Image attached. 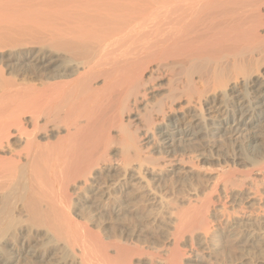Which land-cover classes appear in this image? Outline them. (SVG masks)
I'll return each mask as SVG.
<instances>
[{
    "label": "bare ground",
    "instance_id": "obj_1",
    "mask_svg": "<svg viewBox=\"0 0 264 264\" xmlns=\"http://www.w3.org/2000/svg\"><path fill=\"white\" fill-rule=\"evenodd\" d=\"M1 54L10 72L0 70V264H39L37 247L12 251L3 245L24 221L45 231L46 248L59 246V264H134L142 256L150 264H181L179 239L185 236H196L203 251L232 239L241 247L255 241L264 247L260 199L242 189L249 174L242 178L231 167L217 174L208 192L197 189L187 207L175 208L171 239L157 241L149 253L136 244L140 240L130 243L131 235L122 241L113 226L104 230L102 218L110 212L124 229L137 211L134 201L144 200L153 213L169 202L154 192L161 186L158 164L143 156L137 132L146 140L163 129L159 148H175L178 167L194 158L176 150L175 137L197 140L202 123L238 133L245 119L256 122V105L264 98V0H0ZM238 112L242 120L224 128ZM246 143L257 144L251 138ZM113 152L117 169L107 166ZM143 163L157 169L145 177ZM254 166L264 170V163ZM216 191L226 196L210 210ZM236 203L250 210L242 217L229 214Z\"/></svg>",
    "mask_w": 264,
    "mask_h": 264
},
{
    "label": "rangeland",
    "instance_id": "obj_2",
    "mask_svg": "<svg viewBox=\"0 0 264 264\" xmlns=\"http://www.w3.org/2000/svg\"><path fill=\"white\" fill-rule=\"evenodd\" d=\"M4 56V57H3ZM7 55L6 54H1V56H0V70H3V72L5 73V74H9L8 72H10V70H9V68H8V70L6 71V69H7V63H8V61L6 60V57ZM5 60V61H4ZM6 64H5V63ZM5 66H6V68H5ZM5 69V70H4ZM261 70H264V65H262V67H261ZM13 74V73H12ZM10 76V75H9ZM8 76V77H9ZM263 102V103H262ZM257 107H259L258 108V110H256V112H258V114H259V117L257 118V120H256V122L255 123H253V125H249V124H247L248 123V118L247 119H245V123H246V125L245 126H243V125H239V128H240V130H239V132L237 133V132H228V131H226V132H220V131H216L214 128H213V126L212 125H210L209 126V128L208 127H206V124L207 123H202V125L200 126V128H202V131L204 132V134H201V135H199L198 136V138H197V140H194L193 138H191V137H187V138H184L183 140L184 141H181L180 140V137H175L174 138V143L172 144V145H174L175 144V147H177L176 148V150L179 148H184L185 149V155H186V157H191V158H194V159H192V161H189V162H192V163H188V161H186L187 163H186V165L185 164H181L182 166H178L177 167V165H178V162L177 161H175L176 160V156H178V153L177 154H175V151H174V149L175 148H159V146L161 145L160 143H159V140L160 141H163L164 139H162L161 138V134L163 133V131L161 130V129H159V130H156V131H151L152 132V134H155L154 135V138L153 139H146V140H142V139H144L145 138V136H144V133H142V132H137L136 134H135V137H136V139H137V137H139V140H138V142H139V144H137L138 146H139V148H141L142 149V154H143V156H150L151 158H154V160L152 161V162H154V163H157L158 164V166H157V164L155 165V166H157L158 167V169L156 170V172H155V168L152 166V165H150V164H146V163H143V166L144 167H142L143 169L141 170V171H143V174H145V177H148V174L151 172V169L152 170H154V173H158V176L160 177V183H161V186H157L156 185V188L154 189V192H157L156 194H158V196H160V198H163V200H165L166 198H167V200L170 202H166L167 200H165V202L167 203L166 204V210H167V212H163L162 210L164 209V208H162L161 210H158L159 212H154L153 213V208H152V206L150 205V204H148L147 202H144L143 203V201L142 200H138V201H140L139 203L138 202H136V201H134V203H137V205L134 207L135 209H137V211L136 210H134V212L133 213H131L130 215H129V218L131 217L132 219L133 218H135L136 220H134V221H136V226H138V227H140V229L138 228V227H135V223H134V221L133 220H131V221H129V218L125 221V224L127 223V225H125L124 224V226H123V228L124 229H121L120 227H118L117 225L119 224V223H117L116 222V220H115V217L114 216H112L113 214H110V212H103V214H102V218L104 219L103 221H104V230L106 229V228H112V226H113V228L115 229L116 228V230H114L113 232H115V234L116 233H118L117 235L118 236H120L121 237V240L123 241L124 239H122V237L123 238H125V236H126V240H129V236L131 235V237L133 238V240H132V238H131V241H130V243H134L135 244V242L137 241V240H140L141 241V239L143 238L144 239V242L143 241H141L142 242V244L140 243V241H139V243H136L137 245H139L140 244V247L139 248H144L145 247V245L147 246V247H145L144 248V250L146 251V252H151V251H153L154 249L153 248H155V246H157V245H155V243H157V241L159 242V245L161 244H164V243H168V241H169V239H171V234H170V232L172 233L173 232V229H172V222H173V216H175L174 214H173V212H174V210H176V209H182V205H183V208L184 207H187V203L186 202H188L187 200L188 199H190L191 198V196L193 195V193L197 190V191H200V192H208L209 191V186L211 187L212 186V184L216 181L215 179H216V176H217V174H219L220 172H221V170H227V168H229V167H231L232 168V171H234V172H237L236 174H238L239 176H242V178H243V175L245 176L247 173L249 174L248 176H249V178H247V179H245V182L243 181L242 183L243 184H241V186H243L242 187V189L243 190H245V192L247 193L248 192V189H250L252 192H257V198L258 199H260V206L262 207V210L264 211V170H262L261 172H259L258 171V169L257 168H255V166L254 165H256V166H258L259 164L261 165V164H263L264 163V112H262V111H264V98L261 100V102L259 103V104H257L256 105ZM260 106H262V107H260ZM243 113V112H242ZM242 113H231V116L229 117L230 118V124L229 125H225V127L224 128H229L230 126H231V124H233L235 121H239V119L240 120H242V117H241V115H242ZM263 115V117H262V115ZM262 117V118H261ZM206 122H208V123H210L209 121H206ZM234 125V124H233ZM199 127L198 128H196V130L195 131H199V129H200ZM154 132V133H153ZM219 133V134H218ZM149 135V134H148ZM156 136V137H155ZM222 136V137H221ZM140 137H141V139H140ZM178 138V139H177ZM249 138H251V139H254L256 142H257V144H256V146L254 147V145H250V147H249V144H247L246 143V141L249 139ZM190 139V140H189ZM179 140V141H178ZM180 141L182 142V143H180ZM183 144V145H182ZM171 145V143H168L166 146H164V147H167V146H170ZM183 146V147H180V146ZM186 145V146H185ZM191 147H190V146ZM194 145V146H193ZM190 147V148H189ZM195 148V149H194ZM202 149V150H201ZM173 150V151H172ZM18 151H20V152H22V149L20 148V149H18ZM191 151H193V152H191ZM147 152V153H146ZM114 153V154H113ZM113 153H110L111 155L109 156V160H110V163H108V164H111V165H108L107 164V166L108 167H112V168H115V169H117V165H119L120 164V162H118L119 161V157H118V154L116 153V155H115V152H113ZM153 153V155H150V154H152ZM193 153V154H192ZM197 153V154H196ZM173 156V159H171V155ZM173 154H175V155H173ZM198 154H202V156H198ZM114 155V156H113ZM187 155H189V156H187ZM191 155V156H190ZM198 157H197V156ZM117 156V157H116ZM175 157V158H174ZM196 157V158H195ZM203 157V158H202ZM205 157V158H204ZM114 161V162H112V160ZM169 159H171V160H169ZM116 160H118L117 162H116ZM172 160H174V161H172ZM186 160H187V158H186ZM165 161H169L168 163H169V166L168 165H166V164H168V163H165ZM115 162L117 163V164H115ZM164 164H163V163ZM159 163H161V164H163V165H161V164H159ZM175 163H176V166H175ZM114 164V165H113ZM133 165L135 166V163H133L132 164V166L131 167H133ZM148 165V166H147ZM163 166V167H161V168H159L160 166ZM185 165V166H184ZM188 165V166H187ZM114 166V167H113ZM168 166V167H167ZM173 168H172V167ZM183 166H184V168H183ZM230 168V169H231ZM161 169V170H160ZM181 169V170H180ZM234 169V170H233ZM162 171V172H161ZM173 171H175L177 174L176 175H172L173 174ZM166 172H168V173H166ZM160 173V174H159ZM165 174V175H164ZM163 177H162V176ZM168 175V176H167ZM178 175H180V176H178ZM185 175V176H184ZM174 176V177H173ZM176 176V177H175ZM178 176V177H177ZM182 176V177H181ZM187 176H189V177H187ZM162 177V178H161ZM170 177L172 178V179H170ZM180 177V178H179ZM185 177V178H184ZM168 179V180H167ZM170 179V180H169ZM179 179H180V181L182 182H180L179 181ZM186 179V180H185ZM191 179V180H190ZM173 180V181H172ZM178 181V183L176 182V181ZM183 180V181H182ZM189 180V181H188ZM162 181H167L166 183L164 182H162ZM172 182L173 184L175 183L176 184V187L175 186H170L171 184H169V182ZM170 182V183H171ZM172 184V185H173ZM183 186H182V185ZM187 184V185H186ZM191 184V185H190ZM193 184V185H192ZM164 185V186H163ZM167 185V186H166ZM168 186H170L171 188V190L169 189V187ZM173 187V188H172ZM208 188V189H206V188ZM174 188H176V189H174ZM239 188H241V187H239ZM173 190V191H172ZM208 190V191H207ZM177 191V192H176ZM181 191V192H180ZM217 192H219V191H216L212 196L215 198V200H214V198H213V200L215 201V203L214 204H212L211 205V208H210V210L212 209V208H214V207H216L217 205H219V202H216V199H218V196H219V198L221 197V198H224L226 195H224V193H217ZM217 194V195H216ZM219 194V195H218ZM228 196H230L231 195V192H228V193H226ZM222 195V196H221ZM224 195V196H223ZM162 196V197H161ZM164 196V197H163ZM188 197H190V198H188ZM165 198V199H164ZM188 198V199H187ZM256 198V199H257ZM182 199H183V202H185L186 204H184L183 202H182ZM187 199V200H186ZM257 199V200H258ZM184 200H186V201H184ZM142 202V203H141ZM83 203H84V201H83ZM82 203V204H83ZM141 203V204H140ZM173 203H175V204H173ZM218 203V204H217ZM221 203V202H220ZM82 204H80V205H82ZM138 204H140L139 206H138ZM144 204H146V207L145 206H143ZM169 205H172V209H171V206L169 207ZM181 205V206H180ZM185 205V206H184ZM235 205V204H234ZM238 203H236V207L234 208V206L232 207V208H228V213L230 214V212H234V214H232L231 213V215H234V216H237V217H242L243 215H245V213H243V212H245L243 209H241L242 207L239 205ZM137 206H138V208H137ZM141 206H142V208H141ZM147 206H149V207H147ZM174 206H176V207H174ZM181 207V208H180ZM73 208H75V207H73ZM79 208V207H78ZM78 208H75V210L76 209H78ZM148 208V209H147ZM176 208V209H175ZM243 208H245V207H243ZM139 209H140V211H139ZM145 209V210H144ZM147 209V210H146ZM154 209H156V208H154ZM234 209H238L237 211H234ZM247 209V211H246V213L250 210H248V208H246ZM143 210V211H142ZM72 211H74V209H72ZM168 211H171V213L170 212H168ZM235 212H239V214L237 215ZM158 213V214H157ZM167 213H169L168 215H167ZM75 214H77V213H75ZM107 214V215H106ZM109 214V215H108ZM137 214V215H136ZM161 214H162V216H161ZM165 214H166V216H169V218L168 217H166L165 216ZM78 215V214H77ZM110 216V217H106V216ZM143 215H145V216H143ZM153 215H154V217L156 216V219L153 217ZM159 215L161 216V217H159ZM173 215V216H172ZM105 216V217H104ZM133 216V217H132ZM134 216H136V217H134ZM141 216V217H140ZM164 216V217H163ZM171 216V217H170ZM77 217H81V215H78V216H76V219H77ZM140 217V218H139ZM150 217H153L152 219L150 218ZM157 217H159V218H157ZM106 218V219H105ZM161 218V219H160ZM169 220H168V219ZM172 218V219H171ZM231 219L233 218V216H231L230 217ZM82 219H84V218H82ZM110 219V220H109ZM114 220V221H112V220ZM155 219V220H154ZM160 219V220H159ZM163 219V220H162ZM217 218H214V219H212V220H214V221H218L219 219H217ZM238 219H240V218H238ZM80 223H85L84 221H86V219H84V220H81V218H80V220H79V218L77 219ZM107 220H109V221H107ZM144 220V221H143ZM170 220H172V222L170 221ZM82 221V222H81ZM111 221H112V223L114 224H112L111 223ZM128 221V222H127ZM149 221V222H148ZM155 221V222H154ZM168 221V222H167ZM107 222H109V223H107ZM131 222H133V223H131L132 225L130 226V223ZM139 222V223H138ZM143 223V225H142V223ZM150 222H152V226H150L151 224H150ZM169 222H171V224L169 223ZM24 223H26L25 225H24ZM24 223L22 222V223H20V227L21 228H19V230L18 229H15L16 230V232H15V230L14 229H12L13 230V232H12V230H11V232H10V234H7L8 236H6L4 239H5V242L6 243H4L3 245L5 246V250H8V249H10V248H12V251L15 249V250H17V249H20V250H24L26 247L27 248H29V249H34L35 247H37L36 249H37V253H38V259H35V262L37 261V263H39V264H59V262H61V258H57L56 257V255L58 256V257H61V253H60V249H58L59 248V246L58 245H55L54 243V245L56 246H54L53 244H48V246L50 247V249H49V247L47 246V248H46V245H47V237L45 238V237H43L42 238V236H44L45 235V231H43V229H39V230H41V231H39L38 229H35V228H33V226L31 225H29L30 224V222H25L24 221ZM27 223H29V224H27ZM89 223V222H88ZM129 223V224H128ZM140 224V226L138 225V224ZM150 225H149V224ZM23 224V225H22ZM90 224V227H91V230L93 229V230H95V227H94V224L93 223H89ZM92 224V225H91ZM102 224V225H103ZM142 225V226H141ZM24 226V227H23ZM27 226L28 227H32V229L31 230H29L28 228H27ZM126 226V227H125ZM129 226V227H128ZM146 226V227H145ZM24 229H23V228ZM27 228V230H25L26 228ZM130 227H133L134 229H132V228H130ZM146 229H145V228ZM160 227V228H159ZM15 228V227H14ZM16 228H18V226L16 227ZM103 228V227H102ZM117 228H119V230L117 229ZM132 229V231L130 230V229ZM137 228V229H136ZM34 229V230H33ZM126 229V230H125ZM136 229V230H135ZM144 229V230H143ZM162 229V230H161ZM164 229V230H163ZM21 230H22V232H21ZM122 230H123V232H122ZM127 230H130L129 232L127 231ZM135 230V231H134ZM143 230V231H142ZM146 230V231H145ZM25 231V232H24ZM118 231V232H117ZM165 231V232H164ZM21 232V233H20ZM40 232V233H39ZM120 232L122 233V234H120ZM130 232L131 233H133V232H136L135 233V238L132 236L133 234H130ZM144 232V233H143ZM14 233H16L15 235L17 236H15L14 235ZM26 233V234H25ZM27 233H29V234H27ZM30 233H32V234H30ZM34 233H35V235H34ZM141 233H143V234H141ZM145 233H146V235H145ZM14 235V238H12L13 240H11L10 238L12 237V235ZM18 234H22V236L21 235H18ZM24 234V235H23ZM120 234V235H119ZM137 234H139V235H137ZM166 234V236H164V235ZM173 234V233H172ZM9 235H11V236H9ZM26 235V236H25ZM30 235V236H29ZM34 235V236H33ZM117 235H115L116 237H117ZM123 235V236H122ZM129 235V236H128ZM142 235V236H141ZM147 235H148V237H147ZM27 236H29V237H27ZM150 236V237H149ZM31 237V238H30ZM141 237V238H140ZM163 237V238H162ZM23 238V239H22ZM28 238H29V240H28ZM38 238H40L39 240H41V242L40 241H37L38 240ZM42 238V239H41ZM118 238V237H117ZM128 238V239H127ZM137 238H139V239H137ZM147 238H149L148 240H147ZM165 238V240H163ZM185 238L186 239H188V241L187 240H185ZM190 238L191 237H189V236H185L184 237V239L182 238H180L179 240L181 241L179 244V247L181 248V252H182V254L184 255V257H183V263L184 264H195V263H193V262H191V261H194V259H197V258H199V256L201 255L202 256V259L203 260H201L200 262H199V264H244V263H252V264H264V247L262 246H260V244H258V242H257V244H256V241L255 242H250L249 244L248 243H246V245H244V247L242 246L241 247V243H239L237 240V242L235 241V239H234V241L235 242H233V239L232 240H224V243L222 244V242L223 241H221V243H212L211 244V247L208 249H206V250H204L203 251V249H205L206 248V246H204V247H199L198 248V246L196 245V240H197V237L196 236H194V238H191V240H190ZM8 239H10V240H8ZM19 239V240H18ZM142 239V240H143ZM153 239V240H152ZM193 239V240H192ZM15 240H17V242L15 241ZM25 241V242H23V241ZM43 240V241H42ZM145 240H146V242H145ZM11 241V242H10ZM14 241V242H13ZM37 241V242H36ZM125 241V240H124ZM150 241H154V242H150ZM167 241V242H166ZM192 241H194L193 243H192ZM15 242L17 243V244H15ZM46 242V243H45ZM138 242V241H137ZM149 242V243H148ZM225 242H226V244H225ZM233 242V244H230V243H232ZM37 243V244H36ZM41 243L44 245H41ZM123 243V242H122ZM129 243V241H128V244H126L128 247L130 246V247H133L132 246V244H130ZM146 243V244H145ZM228 243L231 245V247H230V249H229V246L230 245H228ZM252 243V244H251ZM255 243V244H254ZM6 244H8V246H6ZM149 244H150V246L152 245V247L150 248V246H149ZM158 244V243H157ZM20 245V246H19ZM30 245V246H29ZM142 245V246H141ZM183 245V246H182ZM214 245V246H213ZM224 245V246H223ZM248 245V246H247ZM256 245L258 246V247H256ZM14 246L16 247V248H14ZM54 246V247H53ZM144 246V247H143ZM154 246V247H153ZM10 247V248H9ZM25 247V248H24ZM41 247H44L45 249H43V248H41ZM220 247H223L222 249H223V253H225V254H223L224 256L226 255V257L225 258H227L226 259V261L228 262H226L225 261V259H223V255H222V249L220 248ZM141 248V249H142ZM147 248H149V249H147ZM179 248V249H180ZM183 248V249H182ZM212 248V249H211ZM225 248V249H224ZM231 248H232V250H231ZM233 248H235V249H233ZM255 250H254V249ZM257 248H259V249H257ZM36 249H34V250H36ZM47 249V250H46ZM58 249V252L56 251ZM215 251H214V250ZM219 249H220V251H219ZM227 249H229L228 251H227ZM245 249V250H244ZM52 250H54V251H52ZM185 250V251H184ZM230 250H231V253L233 254V252L235 253V254H231L230 253ZM184 251V252H183ZM217 251H219L220 252V254H219V252H217ZM236 251V252H235ZM215 252V253H214ZM248 252H250V253H248ZM254 252V253H253ZM55 253V254H54ZM193 253V254H192ZM228 253V254H227ZM229 253H230V255H229ZM253 253V254H252ZM45 254V255H44ZM51 254V255H50ZM197 254V255H196ZM212 254V255H211ZM215 254V255H214ZM250 254V255H249ZM263 254V255H262ZM42 255V256H41ZM44 255V256H43ZM213 255L215 256V257H213ZM223 257H222V256ZM259 255V256H258ZM261 255V256H260ZM198 256V257H197ZM204 256V257H203ZM211 256V257H210ZM255 256V257H254ZM51 257V258H50ZM186 257V258H185ZM209 257L210 259H207V258ZM222 257V258H221ZM232 257L233 258H235L233 261H232ZM254 257V258H253ZM261 257V258H260ZM215 258V259H214ZM253 258V259H252ZM50 259H51V261H50ZM143 259V260H142ZM187 259V260H186ZM229 259V260H228ZM231 259V260H230ZM250 259V260H249ZM252 259V260H251ZM260 261H259V260ZM41 260V261H40ZM238 260V261H237ZM27 261V260H26ZM26 261L25 262H21V264H31L30 262H28L27 261V263H26ZM49 261V262H48ZM56 261V262H55ZM137 261V262H136ZM206 261V262H205ZM224 261V262H223ZM257 261H258V263H257ZM262 261V262H261ZM134 262H136V263H134V264H150V261L148 260V257H143L142 256V258L140 257V258H138L137 260H135ZM145 262V263H144ZM220 262V263H219ZM183 263H181V264H183ZM36 264V263H35Z\"/></svg>",
    "mask_w": 264,
    "mask_h": 264
}]
</instances>
